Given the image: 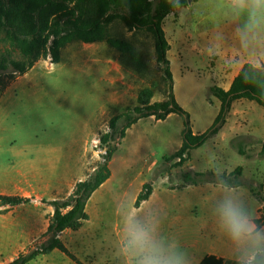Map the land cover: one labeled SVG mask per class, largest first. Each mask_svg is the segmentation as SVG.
<instances>
[{"label":"rangeland","instance_id":"1","mask_svg":"<svg viewBox=\"0 0 264 264\" xmlns=\"http://www.w3.org/2000/svg\"><path fill=\"white\" fill-rule=\"evenodd\" d=\"M227 4L228 0H201L191 4L180 10L178 18L172 17L166 21V33L170 38L180 34L192 35V41L201 48L210 39H213L214 51L229 48L227 44L232 22L235 21L243 28L247 15L237 18ZM108 29L111 38L123 40L130 45L128 53H120L106 43L75 42L63 50L59 64H53L50 57L41 60L27 76L12 82L0 94V195L31 199L25 205L0 207L2 235L18 236L19 253L26 252V247L36 241H46V238L41 237L48 228L53 210L42 201H50L53 193H50L46 184L48 179L36 177L39 169L34 165L33 157L29 159L26 153L17 151H29L33 147H46L49 150L59 148L62 155L58 166L59 178L76 177L80 173L82 178H86L103 161L102 155L106 149L101 138L111 132L110 121L128 109L137 107L138 95L142 90L151 89L154 92L153 103L167 101L169 98V82L157 60L154 34L147 30L130 31L121 20L114 21ZM240 43L236 51L239 58H242L244 52L256 49L243 45L242 41ZM13 55L14 58H20L17 53ZM200 58L199 53L189 56L180 51L179 63L173 64L175 79L171 72L174 98L187 113L192 131L197 133L211 132L217 128L214 124L219 103L207 90V86L215 81L214 77L221 72V66L226 65V62L219 59L215 69H211ZM258 107L264 112L263 107ZM263 112H257L252 118L256 129L263 127ZM186 122L185 117L178 115L158 127L159 133L173 134V141L166 143L161 140L158 147L149 151V157L154 159L151 157L154 152L160 162L159 170L154 173V176L159 174L158 193L173 188L182 190L184 187L181 186L187 177L185 175L194 177L195 174L203 173L210 180L211 173L221 175L242 167L245 170L242 177L244 187L240 192L243 194L244 214L247 217L249 214L255 216L256 200L248 189L257 200L264 195V159H249L235 152L233 147L237 142H221L220 135H217L219 131L203 146L190 152L191 158L185 167L175 168L173 165L177 161L164 163V159L174 151L175 140H179L180 130L184 132ZM238 146L245 147L244 141ZM250 152L254 155V148ZM211 191L204 189L195 192V197L199 194L206 196ZM134 204L135 198L130 195L126 200L109 201L103 207L99 206V217L95 216L89 223H85L83 232L72 237V240L82 237L89 248L93 229L99 224L102 212L107 214L117 210L119 217L107 214L105 225L109 230V238H113L111 241L119 249L120 240L127 237L125 224L129 217L134 219L146 214L145 211L138 214ZM31 224L34 225L33 231L28 227ZM149 232L153 236L154 233ZM191 233L188 232V236L182 238L184 232L179 228L178 246L168 250L179 257H189L197 252L203 254L206 250L203 242L208 240L203 238L202 232L193 236H190ZM185 239L187 242L201 240L200 248H184L182 243ZM106 251L100 249L98 252L99 262L106 259ZM32 264L44 263L38 260Z\"/></svg>","mask_w":264,"mask_h":264},{"label":"crops","instance_id":"2","mask_svg":"<svg viewBox=\"0 0 264 264\" xmlns=\"http://www.w3.org/2000/svg\"><path fill=\"white\" fill-rule=\"evenodd\" d=\"M199 1L201 0H198L197 2H191L190 0L187 7H190L191 4L199 3ZM179 12L177 16L171 14L164 22V31L170 45L167 58L170 62V70L173 73V76V64L175 62L179 63L178 57H180V51L188 53L189 56L199 53L201 56V62L204 65L211 67V69H215L217 66V60L219 59L223 63L226 62V67L222 65L220 69L221 72L214 77L215 81L207 86L209 92L210 88L214 86L228 92L246 64H252L257 67L264 65V51H261L258 48L253 52H244L242 58L237 56L236 51L238 50V45L241 44L239 33L242 28L239 24H236L235 21H233L230 26L231 33L228 37L227 44V47L229 48H222L221 51H214L213 39H210V37V42L205 43L203 48L194 43L192 41L193 36L189 34H180L178 37L170 38L166 33L165 23L172 17L178 18ZM25 76H27V74ZM21 78L22 77L18 78L17 81ZM0 94L2 95L3 92H0ZM217 100L219 103V112L216 114V119L222 108V103L218 98ZM158 102H164V100ZM258 106L260 105L255 101L247 99L234 101L226 118V123L220 128L217 134L220 135L221 142L231 141V143L237 142L236 144L239 145V143H243L244 141L245 147L243 148H245L244 150L247 149V156L244 157L249 159L259 158V153L262 149V142L264 141V112L261 111ZM257 112H263L261 118L263 127L260 129L255 128L256 125L252 119ZM176 116H178V114H171L164 121H158L154 116L143 118L126 131L125 137L120 141L118 149L109 163V169L111 172L109 180H107L93 194L88 202L87 213L89 215V221L85 223H89L95 216L99 217L98 207H103L109 201L120 202L126 200L132 195L136 202L144 185L148 182H152L154 189L152 196L148 201L144 202L140 208H135L138 214L143 211H145L146 214H143L142 216L139 215L134 218L133 221L147 230L150 229L149 231L154 234L158 233V235L155 236L153 234L152 237L155 243L163 250L165 255L174 256L168 249L173 250V248L178 246V241L180 240L178 230L179 228H182L184 232L182 238H185L186 235L188 236V232L192 231L190 236L202 232L204 235L203 238L208 240V242H203L204 248H206L203 254L197 252L190 254L189 257L181 256L182 264H201L206 257L211 256L233 263L248 264V255L253 251L252 247L248 244H241L232 238L227 228L223 225L220 212V208L225 201L231 200L237 204L244 213L242 202L243 194L240 192L244 186L229 189L220 185L207 183L198 186L188 185L182 190H176L174 188L166 189L164 193L159 194L157 188L158 178H155L156 180L152 181V179H154L155 171L160 167V162L158 161V158H156V153L154 152L151 154V157L154 159L150 158L149 151L156 146L158 147V142L161 140H165L166 143L173 141V134L159 133L158 127L160 124H164L168 120L176 118ZM178 133L179 129L176 134L178 135ZM205 133L206 132L204 131L202 133L193 131L194 135H202ZM176 137L178 138V136ZM183 142L182 129L180 130L179 140H175V149L171 156L182 148ZM253 148L255 156L250 152ZM233 150L237 152L235 147H233ZM17 152L26 153V156L29 159L33 157L32 161L39 169L36 171V177L38 179H48L46 184L50 193H53V196H50V201L67 198L72 194L77 183L85 181L89 177L82 178V173H80L77 174L76 177L62 178L65 180L59 178L58 166L61 164L62 160L61 150L59 148L49 150L46 147H33L30 148L29 151L24 149V151ZM29 152H31L30 155H28ZM190 158L191 154L187 162L190 161ZM187 162L183 167H185ZM236 169L224 173L230 174ZM244 172L245 170L242 168V177ZM251 173L252 172H250V174ZM259 175L260 177L262 176L260 173L258 176ZM204 189L212 191L210 194L206 195L207 197L205 194H199L195 197V192H200ZM218 190H221V192L218 193ZM248 190L249 194L256 200V215L251 216V214H249L248 218L255 223L257 231L264 235V202L262 201L264 195L257 200L251 190ZM179 196L181 198H179ZM196 198L197 201L195 200ZM52 210L53 211L48 220V228L54 214V209L52 208ZM107 214L116 217L118 216V211L116 210L113 213L109 212ZM107 214L102 212V218L98 221L99 224L93 229L91 236L92 242L89 248L87 247L86 240L82 237H79L77 240H72V237L74 238L83 232V228L86 225L85 223L83 228L78 232L66 230L61 236V240L67 249L83 264H129L130 257L126 251L127 237L126 239L120 240V246L118 249L116 243L111 241L113 238L110 239L108 236L109 230L105 225ZM200 215H203V217L198 218ZM257 222H259V225ZM28 227L32 231L34 230L33 224L28 225ZM48 228L45 230L41 238H45L43 236L47 233ZM2 233L3 228L0 226V264H9L20 254L25 252H18L20 245L17 235L14 237L4 235V237ZM66 237L67 240L70 237V240L67 241ZM93 239L96 240L94 241ZM184 241L185 242L182 243L184 248H190V246H194L197 249L200 248L201 240L199 239L195 240V242H187V239ZM30 246H32V244L28 245L26 249ZM100 249L102 251L105 249L107 250L106 259L101 262L98 260V252ZM261 252H264V243L259 246L256 255ZM38 260H42L44 264H76L59 250H54L49 255L41 256L30 264L37 262ZM132 264H135V260H132Z\"/></svg>","mask_w":264,"mask_h":264},{"label":"trees","instance_id":"3","mask_svg":"<svg viewBox=\"0 0 264 264\" xmlns=\"http://www.w3.org/2000/svg\"><path fill=\"white\" fill-rule=\"evenodd\" d=\"M190 0H0V92L18 78L28 74L37 63L51 56L53 64H59L62 51L68 45L81 42L84 44L106 43L111 48L126 54L130 45L120 39L109 36L108 27L116 20H121L128 30H147L154 34L157 60L163 67L169 82V98L164 102H155L154 92L144 89L138 95V106L128 109L125 113L110 121L111 132L101 138L106 149L102 155L103 161L87 180L76 184L72 194L62 200L42 203L54 209L53 217L45 243L36 242L25 253L20 254L9 264H30L41 256L59 250L76 264L80 262L61 240L66 230L78 232L89 221L87 205L93 194L111 176L109 163L116 153L120 141L126 131L143 118L154 116L158 121L166 120L171 114H178L187 119L183 132L182 148L170 157L165 164L172 163L175 168H182L187 162L190 152L200 148L205 142L226 123L231 105L239 99L255 101L264 108V65L261 67L246 64L235 79L231 89L225 92L216 86L210 88V93L222 103L220 115L215 121L211 132L194 135L190 127L187 113L179 106L173 95V79L167 53L169 42L164 31V22L168 16L189 5ZM198 0H191L197 2ZM20 58H14L13 54ZM235 145L238 153L247 156L243 147ZM259 158H264V141ZM159 170V169H158ZM159 175V174H158ZM154 176L152 181L158 177ZM187 176L185 186H198L205 183L220 185L225 188L244 186L242 168H237L230 174L215 175L207 180L206 174ZM153 183L144 185L135 202V208L148 201L153 194ZM31 199L0 195V207L13 208L30 203ZM264 202V198L262 199ZM264 213V207H263ZM259 225V222H257ZM201 264H241L206 257ZM249 264V263H248ZM251 264H264V252L258 253Z\"/></svg>","mask_w":264,"mask_h":264},{"label":"clouds","instance_id":"4","mask_svg":"<svg viewBox=\"0 0 264 264\" xmlns=\"http://www.w3.org/2000/svg\"><path fill=\"white\" fill-rule=\"evenodd\" d=\"M227 7L237 18L247 15L239 33L242 44L264 51V0H228ZM220 212L223 225L232 238L252 247L253 251L248 255V262L251 264L256 259L259 246L264 243V235L257 231L255 223L233 201H225ZM126 232L129 264H132V260H135V264H182L180 257L165 255L150 232L135 223L131 217L127 222Z\"/></svg>","mask_w":264,"mask_h":264},{"label":"built area","instance_id":"5","mask_svg":"<svg viewBox=\"0 0 264 264\" xmlns=\"http://www.w3.org/2000/svg\"><path fill=\"white\" fill-rule=\"evenodd\" d=\"M48 57H50V60L53 61L52 58H51V56H48ZM52 63H53V62H52Z\"/></svg>","mask_w":264,"mask_h":264},{"label":"water","instance_id":"6","mask_svg":"<svg viewBox=\"0 0 264 264\" xmlns=\"http://www.w3.org/2000/svg\"><path fill=\"white\" fill-rule=\"evenodd\" d=\"M191 3V2H190Z\"/></svg>","mask_w":264,"mask_h":264}]
</instances>
